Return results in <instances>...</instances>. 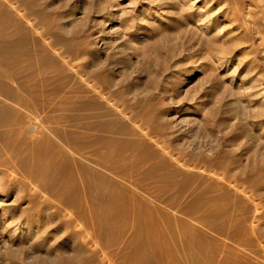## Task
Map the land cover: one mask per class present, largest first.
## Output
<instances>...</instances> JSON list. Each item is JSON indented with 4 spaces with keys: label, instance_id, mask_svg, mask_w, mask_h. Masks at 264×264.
Returning a JSON list of instances; mask_svg holds the SVG:
<instances>
[{
    "label": "rangeland",
    "instance_id": "374dc122",
    "mask_svg": "<svg viewBox=\"0 0 264 264\" xmlns=\"http://www.w3.org/2000/svg\"><path fill=\"white\" fill-rule=\"evenodd\" d=\"M0 264H264V0H0Z\"/></svg>",
    "mask_w": 264,
    "mask_h": 264
}]
</instances>
